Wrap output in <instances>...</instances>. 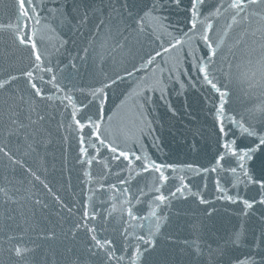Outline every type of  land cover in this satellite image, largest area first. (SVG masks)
I'll return each mask as SVG.
<instances>
[{"label":"snow or ice","instance_id":"snow-or-ice-1","mask_svg":"<svg viewBox=\"0 0 264 264\" xmlns=\"http://www.w3.org/2000/svg\"><path fill=\"white\" fill-rule=\"evenodd\" d=\"M12 8L0 264H264V0Z\"/></svg>","mask_w":264,"mask_h":264},{"label":"water","instance_id":"water-1","mask_svg":"<svg viewBox=\"0 0 264 264\" xmlns=\"http://www.w3.org/2000/svg\"><path fill=\"white\" fill-rule=\"evenodd\" d=\"M69 2H71V0H69ZM13 3H14V0H0V22L7 23L9 21V19L13 17V14H14V9L12 8ZM63 31L67 36L72 35V33L69 31L68 28H65ZM85 35H87V33H85ZM76 38L79 39V34H77ZM129 71H131L130 66H129ZM185 99H187L188 102L191 103L194 101L195 96L191 91H189L187 94V97H185V96H180V97L173 96L172 102L177 107H181L183 105ZM160 110H161V112H163L164 108L161 107ZM49 151L54 152L56 154L57 159H58L57 167L59 168L60 167L59 158L61 156V145L59 144V142H54L52 147L49 149ZM69 166L71 168V155H69ZM53 175H54L56 181L58 182V184L62 180L65 187H67L68 174L66 172L63 174V176H61V173L59 171L53 173ZM71 182L73 185H75L77 182L76 181V171L74 169L72 170ZM245 252H246V249L241 248L238 251L237 255L242 259Z\"/></svg>","mask_w":264,"mask_h":264}]
</instances>
